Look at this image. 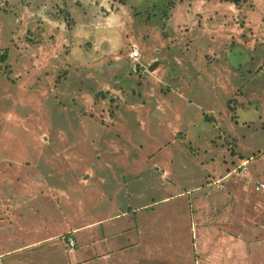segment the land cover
<instances>
[{"label": "rangeland", "instance_id": "1", "mask_svg": "<svg viewBox=\"0 0 264 264\" xmlns=\"http://www.w3.org/2000/svg\"><path fill=\"white\" fill-rule=\"evenodd\" d=\"M21 170L32 240L103 219L35 259L264 264V0H0V250Z\"/></svg>", "mask_w": 264, "mask_h": 264}, {"label": "crops", "instance_id": "2", "mask_svg": "<svg viewBox=\"0 0 264 264\" xmlns=\"http://www.w3.org/2000/svg\"><path fill=\"white\" fill-rule=\"evenodd\" d=\"M15 165H17V163L7 164L8 170L13 168ZM20 172H21V174L18 175V177H16V178L10 176L11 181H9V183L6 184L7 187H9L10 191L6 197L7 198V201H6L7 202L6 203L7 212L3 213L2 216L4 218V220H3L4 225L6 226V228L8 230V240H9V242H11V241L13 242V246L10 245V246H8V248L6 250H0V264H51L52 258L48 257V253L50 251L47 250L46 252H43L40 255V257L36 258V259L33 258V257H36L35 255L32 256L30 254L31 252H26V251H29L35 247L42 246L43 243L51 241V240L57 238L58 236H60L63 232L66 233L68 231L74 235L77 233L78 236H80V237H82V236L87 237L88 236L86 245H83V247L81 248V250H82L81 255L80 254L77 255L78 256L77 262H79L81 260L82 261L90 260L91 259L90 254H87V255H85V254H86V251H88L87 249L88 248L90 249V246H92L93 244H89L88 242L91 239V243H92L93 239L97 237V234L95 235V233L91 230V228H93V226H95L96 224L100 223V221H103V219L94 220L92 222H87L84 225H80V224H76L75 226L70 225L71 227L66 228L67 230L59 231L58 234H50V235L48 234L46 236H43V232H45L46 231L45 229L47 228V221L50 222L49 220H47V221H45L46 222L45 225L40 227V229L42 230L41 238H38L37 240H32V238H31L32 232L35 229H33L31 226L32 222L29 223L25 219L29 218L30 215L32 216V213L42 215L43 214V207L38 206V207H34L33 209L31 208V205H30L31 203H29L30 202L29 199L31 198V195H32V189H31L32 181H29L28 174L25 172V170H21ZM7 175L6 176L2 175V178H4V176L9 178V174H7ZM37 185H38V183H35V186H37ZM0 205H5V202L0 203ZM63 216H64L63 218L66 219V220L65 219L64 220L67 221L65 212H63ZM38 219H39V221H38ZM34 222L36 223V227H37V224H40V223L43 224V215L40 216V218H36L34 220ZM54 223L55 222H52V224H54ZM66 225H68V224H66ZM84 231H86V233H82ZM36 233L39 234L40 232L36 231ZM23 235L26 238H24ZM74 235H72V237ZM15 238H17L18 241L21 238V239H23V242H21V243L18 242V244H16ZM237 238L239 239L240 237H237ZM100 242L101 243L107 242L106 237H103L100 240ZM84 255L86 257L85 259H83ZM105 256H107V255H105Z\"/></svg>", "mask_w": 264, "mask_h": 264}, {"label": "built area", "instance_id": "3", "mask_svg": "<svg viewBox=\"0 0 264 264\" xmlns=\"http://www.w3.org/2000/svg\"><path fill=\"white\" fill-rule=\"evenodd\" d=\"M139 53L137 51L136 48L131 49L129 51L128 56L132 59H136L138 57ZM241 169L244 171L246 170V162H242L241 163ZM262 188H264V184L263 183H259L255 185V190L256 191H260ZM65 246L68 252H73L74 248L76 246V242L73 239V237L71 236V234L67 235L66 240H65Z\"/></svg>", "mask_w": 264, "mask_h": 264}, {"label": "trees", "instance_id": "4", "mask_svg": "<svg viewBox=\"0 0 264 264\" xmlns=\"http://www.w3.org/2000/svg\"><path fill=\"white\" fill-rule=\"evenodd\" d=\"M226 1H228L230 3H233V4H237L238 3V0H226Z\"/></svg>", "mask_w": 264, "mask_h": 264}, {"label": "water", "instance_id": "5", "mask_svg": "<svg viewBox=\"0 0 264 264\" xmlns=\"http://www.w3.org/2000/svg\"><path fill=\"white\" fill-rule=\"evenodd\" d=\"M155 65H156V63H154L153 65H151L149 69H150V70H153L154 67H155Z\"/></svg>", "mask_w": 264, "mask_h": 264}]
</instances>
